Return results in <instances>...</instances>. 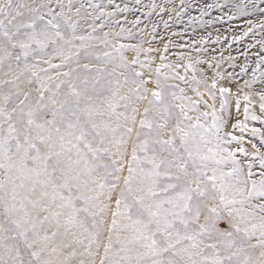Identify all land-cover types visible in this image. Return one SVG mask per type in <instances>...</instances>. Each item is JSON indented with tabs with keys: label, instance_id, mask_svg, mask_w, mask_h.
<instances>
[{
	"label": "snow or ice",
	"instance_id": "snow-or-ice-1",
	"mask_svg": "<svg viewBox=\"0 0 264 264\" xmlns=\"http://www.w3.org/2000/svg\"><path fill=\"white\" fill-rule=\"evenodd\" d=\"M0 264H264V0H0Z\"/></svg>",
	"mask_w": 264,
	"mask_h": 264
},
{
	"label": "rangeland",
	"instance_id": "rangeland-1",
	"mask_svg": "<svg viewBox=\"0 0 264 264\" xmlns=\"http://www.w3.org/2000/svg\"><path fill=\"white\" fill-rule=\"evenodd\" d=\"M117 2H118V3H121L122 0H117ZM198 2H199V3H204L205 0H198ZM207 2H211V0H207ZM177 3H178V0H177ZM217 14H218V13H216V12L213 13V15H217ZM136 15H139V13H136ZM191 15L198 16V15H199V12L196 11L195 9H193L192 12H191ZM127 18H128V19H132L133 16H132L131 14H128V15H127ZM253 18H254V17H253ZM121 19H123V17H121ZM186 20H187V18H185V23H184V24H178V25L176 26V30H178V31L183 30L184 27L186 26ZM232 23H233L234 25H243L244 21L241 19V20H239V21H233ZM227 26H228V25L225 24L223 27L226 28ZM217 27H220V25H217ZM189 31H191V28H189ZM200 31H201V29H199V27H197V32L199 33ZM249 127H261V126L258 125V124H255V123H253V122L250 121V122H249ZM249 136H250V134H246V139H247Z\"/></svg>",
	"mask_w": 264,
	"mask_h": 264
}]
</instances>
